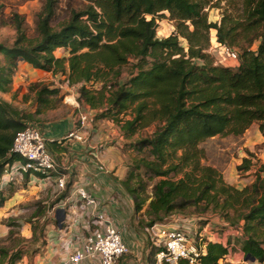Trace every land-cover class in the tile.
<instances>
[{
	"label": "trees",
	"instance_id": "obj_1",
	"mask_svg": "<svg viewBox=\"0 0 264 264\" xmlns=\"http://www.w3.org/2000/svg\"><path fill=\"white\" fill-rule=\"evenodd\" d=\"M84 1V8L70 9L53 26L57 1L44 0L32 38L26 35L24 18L10 13L2 25H10L15 37L10 46L0 44V91L10 88L18 64L26 62L79 84L77 101L99 111L93 118L114 121L124 137L153 127L129 143L148 154L135 160L122 181L136 211L144 208L150 225L190 208L199 224L214 214L240 228V250L264 264V163L253 181L240 188L204 163V143L210 138L240 137L253 123L264 137V0H224L223 5V0ZM209 8L221 9L219 21L208 19ZM164 12L175 29L158 37L156 16ZM210 30L219 44L238 50L236 66L213 63L206 52ZM57 49L67 55L55 56ZM129 60L131 72L119 82ZM89 83L101 86L90 89ZM30 88L44 106L59 93L58 87L40 83ZM24 118L0 99V173L19 159L10 147L14 135L28 125ZM249 168V159L243 158L238 169ZM147 187L151 195H144ZM3 201L0 195V206ZM42 213L40 208L36 212ZM197 245L202 252L196 264H219L232 254L229 241L203 238ZM22 253L18 245H0V264H17Z\"/></svg>",
	"mask_w": 264,
	"mask_h": 264
},
{
	"label": "rangeland",
	"instance_id": "obj_2",
	"mask_svg": "<svg viewBox=\"0 0 264 264\" xmlns=\"http://www.w3.org/2000/svg\"><path fill=\"white\" fill-rule=\"evenodd\" d=\"M55 16L52 21V25L55 26L68 17L70 9H82L85 7L86 2L84 0H56ZM44 0H5L2 9L3 20H0V44L10 46L15 37L14 29L8 25H2L7 21L11 12H17L24 18V27L26 35L30 38L35 36V20L37 13L41 10ZM225 2L222 1L221 5ZM208 19L210 21H219L221 17V9L209 8L207 9ZM159 31L156 32L158 37L168 36L175 28L174 22L169 20L168 13L164 12L163 15L156 16ZM209 46L206 52L213 60L214 64H225L226 55L221 49L220 44L216 41L215 31L210 30ZM181 44L186 48V41L180 39ZM226 46V45H224ZM257 46V42L253 45V49ZM227 47V46H226ZM229 48V47H228ZM234 50L238 51L236 48ZM55 56L67 55L64 50H56ZM0 55V63H1ZM133 62L129 60V64L122 67V74L118 81L123 82L131 72V65ZM32 83H40L49 87H58L59 93L50 98V106L39 105L35 101V90L31 89ZM79 84H70L65 75L60 73L53 75L51 73L44 72L37 68H33L26 62H20L17 67V71L14 75L13 82L10 88L2 92L0 91V99L10 103L13 108L25 115V123H33L39 126H44L48 123H57L63 119H77L81 113L87 111L97 114V109H92L86 104H82L76 99V93ZM100 83H89L87 85L90 89H99ZM96 121L97 127H100L104 132L108 129L116 130L117 125L114 121H107L110 119H104ZM77 121V120H76ZM112 121V120H110ZM153 131V127H149L140 130L138 134L132 137V141L140 136H145ZM110 132V131H109ZM118 128L116 134H118ZM110 139V136L109 138ZM106 141V139H105ZM108 141V140H107ZM108 146H112L113 143L107 142ZM131 143V142H130ZM206 150V157L204 163L217 167L223 176V179L227 183H239L246 184L252 179L248 176H252L249 170H257L259 166L264 162V137L258 130L257 123H253L247 131L240 137H213L208 139L204 143ZM122 153L124 154V165L127 166L126 175L128 171L133 169L135 160L143 156H147V152L138 151L133 148L131 144L123 145ZM242 156L247 157L250 161V168L247 170H239L238 167L242 166ZM142 178L145 180V175L142 168L139 170ZM248 173V174H247ZM126 177V176H125ZM124 177V178H125ZM7 177H5L6 179ZM28 196L31 194L28 193ZM144 195H151L150 187H147ZM40 197L36 199L34 197L26 198L14 203L11 207L5 210L7 216L0 217V245L7 247H15L18 245L21 251L24 253L40 252L38 247H34L32 243L43 240L44 227L38 219L41 218L47 205L51 206L53 200L47 201L42 204L41 201L46 200V197ZM39 200V201H38ZM147 203V202H146ZM146 205V204H145ZM42 210V215H37L36 212ZM192 208L184 211V216L192 217L196 216V213H192ZM38 217L37 220L32 221L33 216ZM211 215V214H209ZM138 223L149 226V222H146L139 213L137 218ZM210 222L211 234L215 238L224 239L231 244L232 255L222 259L219 264H250L249 260H245V255L240 250L242 236L235 233L236 226L230 225L227 222L221 220L216 215L209 216L208 220L204 222ZM143 226V225H142ZM197 229H199L197 227ZM31 231V236H27L26 231ZM198 233V232H197ZM197 239V235H195ZM42 245V243H41ZM156 247L153 246V249Z\"/></svg>",
	"mask_w": 264,
	"mask_h": 264
},
{
	"label": "crops",
	"instance_id": "obj_3",
	"mask_svg": "<svg viewBox=\"0 0 264 264\" xmlns=\"http://www.w3.org/2000/svg\"><path fill=\"white\" fill-rule=\"evenodd\" d=\"M93 115L96 114L93 113ZM104 119L106 118H101L105 121ZM76 120L68 118L57 123L40 126L48 139L47 146L54 155L59 168L67 167L64 170L67 174V186L63 194H67L73 185L78 184L86 188L100 201L102 208L121 231L122 238L129 247V253L120 257L116 264H157L155 255L157 249H153L154 244L146 232V226L137 221L138 215L141 213L144 220L148 222L147 217L143 215L144 208L136 211L132 196L124 189L122 184L126 176L127 166L124 165V154L121 149H123V145L129 144L132 139L124 137L119 126H116V130L118 128L119 131L118 134H116V130H110L111 128L104 132L103 129L97 127L96 121L100 118H93L89 124L84 142L66 138V134L74 127ZM109 122L113 121H107L108 124H111ZM109 136L110 139H107ZM107 142L113 143V145L108 146ZM243 158L247 157L242 156V160ZM256 171L249 170L248 173L251 172L252 174V176H248V178L252 177L249 183L253 181ZM229 184L238 188L246 185L239 183V181ZM53 190L54 188L47 186L39 176L25 175L22 182L9 184L0 190V195L4 197V201L0 206V217L7 216L4 213L5 210L21 199L34 197L36 201V199L48 194L46 200L41 201L45 205V202L53 200ZM28 193L31 195L28 196ZM56 201L57 199L53 201L51 206L47 205L40 219L37 215L32 218L33 222L34 219H38L44 227L43 240L32 243L34 247L40 249V252L22 253L17 264L65 263L66 245L77 242L68 241L69 238H77L81 235L82 230L76 227H70L69 230L65 228L71 221V216L65 213ZM191 220V217L184 216L181 213H173L158 222L168 227H175L178 225H192ZM217 223L222 224L221 222ZM205 227L206 223L193 225L195 231L205 233L206 239L213 240L211 231H207L208 228L205 231ZM26 233L27 236H31L30 230H27ZM215 240L223 244L226 243L223 238H215ZM82 264H93V262L86 261Z\"/></svg>",
	"mask_w": 264,
	"mask_h": 264
},
{
	"label": "built area",
	"instance_id": "obj_4",
	"mask_svg": "<svg viewBox=\"0 0 264 264\" xmlns=\"http://www.w3.org/2000/svg\"><path fill=\"white\" fill-rule=\"evenodd\" d=\"M220 47L226 55L225 64L236 66L237 51L221 44ZM93 117L92 112L81 113L65 137L84 142ZM47 142L48 139L40 126L33 123H28L14 135L10 152L19 159L6 165L0 173V190L9 184L22 182L25 175L39 176L47 186L54 188L53 198L57 199L56 203L71 216V221L65 228L69 230L70 227H76L82 230L77 238H69L68 241L77 242L66 245L64 264H82L86 261L93 264H116L120 257L129 253L121 231L102 208L100 201L82 185H73L67 194H63L67 186V174L64 172L67 167L59 168ZM191 218L192 225L168 227L154 222L146 227V232L157 249V264H178L181 260L196 264V259L202 252L197 243L202 242L205 233L195 231L193 225L199 223L198 217ZM209 226L210 222H207L205 231L207 228V231H211ZM235 233L241 235V229L236 228ZM212 237L215 240L211 235ZM250 264L262 263L250 261Z\"/></svg>",
	"mask_w": 264,
	"mask_h": 264
},
{
	"label": "water",
	"instance_id": "obj_5",
	"mask_svg": "<svg viewBox=\"0 0 264 264\" xmlns=\"http://www.w3.org/2000/svg\"><path fill=\"white\" fill-rule=\"evenodd\" d=\"M245 260L254 261V259L252 257L249 258V255L245 256Z\"/></svg>",
	"mask_w": 264,
	"mask_h": 264
}]
</instances>
